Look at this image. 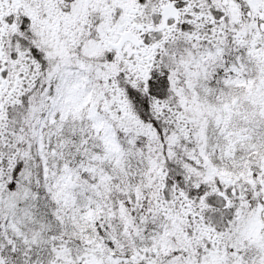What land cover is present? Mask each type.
Returning <instances> with one entry per match:
<instances>
[{"label": "snow or ice", "instance_id": "snow-or-ice-1", "mask_svg": "<svg viewBox=\"0 0 264 264\" xmlns=\"http://www.w3.org/2000/svg\"><path fill=\"white\" fill-rule=\"evenodd\" d=\"M0 264H264V0H0Z\"/></svg>", "mask_w": 264, "mask_h": 264}]
</instances>
